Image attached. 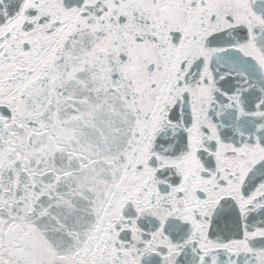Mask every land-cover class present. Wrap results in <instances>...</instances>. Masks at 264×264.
I'll use <instances>...</instances> for the list:
<instances>
[{
    "label": "snow or ice",
    "instance_id": "obj_1",
    "mask_svg": "<svg viewBox=\"0 0 264 264\" xmlns=\"http://www.w3.org/2000/svg\"><path fill=\"white\" fill-rule=\"evenodd\" d=\"M0 264H264V0H0Z\"/></svg>",
    "mask_w": 264,
    "mask_h": 264
}]
</instances>
